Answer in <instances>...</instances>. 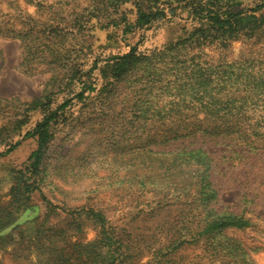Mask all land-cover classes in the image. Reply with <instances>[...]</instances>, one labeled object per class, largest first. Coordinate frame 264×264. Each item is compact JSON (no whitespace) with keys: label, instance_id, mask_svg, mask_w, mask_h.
<instances>
[{"label":"rangeland","instance_id":"374dc122","mask_svg":"<svg viewBox=\"0 0 264 264\" xmlns=\"http://www.w3.org/2000/svg\"><path fill=\"white\" fill-rule=\"evenodd\" d=\"M141 1L145 6L154 0ZM258 2L240 0L236 8ZM127 6L113 11L107 0H0V98H16L9 112L51 90L67 73L42 59L50 49L65 48L83 71L92 67L95 81L92 91L73 99L52 125L39 172L29 179L22 172L36 139L21 137L42 118L40 111L29 112L14 137L19 145L0 156V264H264V35L223 44L181 42L198 23L180 7L175 15L123 33L122 25H108L106 16L116 19L124 11L132 22L134 10ZM75 17L83 25L79 30L70 26ZM49 27L61 33L51 34ZM31 28L32 55L22 61L24 45L4 34ZM36 47L45 52H34ZM131 48L146 57L144 62L110 85L108 59ZM56 90L51 106L64 97V90ZM201 97L223 103L227 119L233 115L237 126L246 117L241 127L251 144L261 147L251 151L236 140L199 131L176 136L184 123L198 128L202 114L195 99ZM8 120L0 116V136ZM149 148L159 153H146ZM195 148L210 158L209 169L205 157L188 153ZM19 171L29 189L15 188ZM206 174L218 190L214 208L253 222L215 236L217 251L204 239L176 240L182 233L181 207L189 216L207 214L206 204L195 200ZM160 202H169L162 217L148 221V210ZM230 237L241 241L247 255L230 253Z\"/></svg>","mask_w":264,"mask_h":264},{"label":"trees","instance_id":"16d2710c","mask_svg":"<svg viewBox=\"0 0 264 264\" xmlns=\"http://www.w3.org/2000/svg\"><path fill=\"white\" fill-rule=\"evenodd\" d=\"M173 1L176 4H173V2H170L169 0L164 2L154 0L152 3L153 5L148 4L142 6L143 2L141 0H107L108 5L112 7L113 11L128 4L129 7L127 6V8H129V11L134 10V18L132 22L128 21L123 13L124 11H121L116 19H110L109 16H106V18H109L106 20V23L114 26L122 25V32L127 33L132 31L135 27L147 26L155 21L175 15L176 10L180 7L182 11H185L187 17H190L198 23V27L195 26L193 30L190 31L189 36L181 42L193 39V41L195 40L197 43L207 41L209 43L216 42L217 44H223L224 42L235 39L238 36L250 37L255 34L264 35V0H259V2L251 8H236V6L240 4V0ZM131 6L133 8L130 9ZM70 21V26L76 30L83 27L81 20L77 17L72 18ZM49 28H52L49 31L51 34L57 35V32L59 31L57 27ZM59 33L61 32L59 31ZM62 35L63 34H60L59 36ZM4 36L13 39H20L25 50L22 61L27 60V54H31H29L28 49L32 46L30 43L34 44V40H36V36L34 35L32 28L24 29L20 32L10 31L7 34H4ZM179 43L180 42H176V44L171 46L169 49L176 47ZM37 45L38 47L49 46L42 43L35 44V46ZM63 49L65 48L59 47L50 49L47 51V54L42 57L47 66L60 68V70L66 68L67 73L70 70L68 74H64L63 77L54 80L53 83H51V90L44 92L39 96L33 97L29 102L21 104L22 107L19 105L18 107H13L15 112H9L10 110L8 108L13 106L12 103L16 98H0V116L6 114L10 118V120L7 121L8 126L6 125L5 130H3V134L0 136V146H3V149L0 150V156L9 154L19 145L20 141L14 140V137L19 134L22 127L29 121V112L37 110L43 114L42 118L36 122L33 128L26 131L21 137L22 139L28 137L36 139V147L30 152L26 159L24 168L21 169L24 170L22 172L29 173V176H27L28 179L32 174H36L40 171L39 166L41 165L45 152L48 150L49 142L52 139V125L59 119L63 118L64 113L67 112V109L70 107L73 99L80 101L82 98H85V93L92 91L93 84L95 82L92 79V67L86 71L81 70L79 63L75 61L74 57L70 56L69 51H64ZM37 50L38 48L36 47L34 52ZM40 52H45V50ZM40 56L41 54L36 57L39 58ZM145 58L146 57L141 53H137L134 48H131L124 54L111 56L107 61V77L109 79L107 83L114 85L117 80L121 79L124 75H127L141 65ZM73 62L76 64L69 66V64ZM51 79L52 77L47 79V86ZM214 84H211L210 86L212 90L214 87H217L220 82H216ZM54 87H56L57 92H63V90L65 92H63L64 97L61 102L55 106H51L54 102L53 95L55 92L52 91ZM75 88L78 90H75ZM195 102L201 110L199 113L202 114V117L196 120L198 122V128L196 130H190L188 127L190 122L184 123L181 125L180 130L175 132L176 136L181 137L188 134L189 131H199L202 135H206L214 139L229 138L230 140H236L240 144L242 143L244 146H248L251 151L261 147L256 144L252 145L251 143L254 141L250 140L247 130L241 127V124H243V118L246 117H242L237 126L235 120L233 121V115L230 117L231 119H227L228 113H225V111L223 112L225 109V106L222 105L223 103L213 105L212 102L204 97L195 99ZM230 107L233 106L231 105ZM210 108L216 111L209 113L211 110ZM246 111L247 109L244 110V113ZM219 113H222L223 115H219ZM216 116H223V119H221L224 120L222 121L223 124H217L218 122L215 119H212L216 118ZM148 152L152 153L154 151L149 148L146 150V153ZM160 152L166 156L167 154L173 155V151ZM156 153L159 152L155 151L154 154ZM188 153L198 157H205L207 159V169L210 168V158L204 151L201 150V148H195ZM19 175L20 171L13 177L15 188L18 190H22V188L29 189L30 184L26 181H22L21 176ZM200 180L201 181H199V185L195 193V200L206 204L205 206L208 208L207 214H202L200 212L189 216L187 212H190V210L181 207L178 214L182 216V219H180L182 223L180 231L182 233L179 234V237L176 238V240L180 241L182 238H184V240L187 238L204 239V241L208 243V247H210L213 251H217L219 244H213L215 236L226 234V232L244 230L249 228L253 222H251V220L245 217L242 213H234L233 211L221 212L220 210L215 209L214 206L218 200V190L214 185V182L208 174H206L205 178H200ZM168 204L169 202H160L156 203L155 206H152L147 212V214H149L147 220H154L159 216L161 218L163 211ZM157 223L156 225H158ZM59 231L62 232V228H60ZM108 233L109 231L104 232L106 238H108ZM110 235L113 236L111 232ZM118 236L120 237V235ZM230 239L232 240L230 244L231 247L229 248L231 254L234 255L240 252V254H243L244 256L247 255L240 240L233 237H230L229 240Z\"/></svg>","mask_w":264,"mask_h":264}]
</instances>
